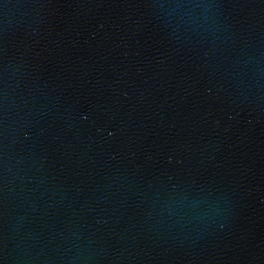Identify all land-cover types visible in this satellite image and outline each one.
<instances>
[{
    "label": "water",
    "instance_id": "95a60500",
    "mask_svg": "<svg viewBox=\"0 0 264 264\" xmlns=\"http://www.w3.org/2000/svg\"><path fill=\"white\" fill-rule=\"evenodd\" d=\"M0 264H264V0H0Z\"/></svg>",
    "mask_w": 264,
    "mask_h": 264
}]
</instances>
